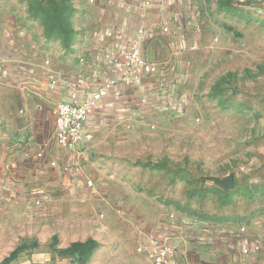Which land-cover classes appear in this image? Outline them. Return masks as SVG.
<instances>
[{"label": "rangeland", "instance_id": "rangeland-1", "mask_svg": "<svg viewBox=\"0 0 264 264\" xmlns=\"http://www.w3.org/2000/svg\"><path fill=\"white\" fill-rule=\"evenodd\" d=\"M39 1L0 0V10H13L42 44L53 39L45 36L47 20L30 13ZM215 1L218 18L202 19L214 35L202 46L195 80L169 89L166 104L151 116L108 126L88 144L90 178L112 204L107 221L95 205L98 218L116 225L105 235V249L96 240L83 256L74 252L75 243L55 248L56 234L31 246L39 218L29 212L33 205L17 202L0 208V264H24L22 256L33 254L51 258L35 264H55L56 255L69 264H148L134 226L165 218L227 235L234 259L224 264H264V0H231L238 3L233 11L205 0L207 12ZM4 80L0 76V103L9 95ZM229 174L234 187L228 190L210 178Z\"/></svg>", "mask_w": 264, "mask_h": 264}, {"label": "crops", "instance_id": "crops-1", "mask_svg": "<svg viewBox=\"0 0 264 264\" xmlns=\"http://www.w3.org/2000/svg\"><path fill=\"white\" fill-rule=\"evenodd\" d=\"M71 3L70 21L75 33L69 48L57 39L36 43L19 15L11 9L0 10V76L9 92L0 103V208L17 202L28 208L34 206L29 212L39 219L34 226L38 240L32 242L33 247L42 246L56 234L50 243L55 248L93 239L103 250L106 233L116 230V225L107 226L104 219L98 218L99 208L100 216L107 221L112 204L107 194L96 191L90 178L93 163L88 158V144L108 126L151 116L153 109L166 104L169 89L195 80L202 46L214 35L208 34L210 22L205 25L202 19L218 18L217 1L209 12L205 0ZM137 38L155 71L143 73L138 83L118 81L115 63ZM57 69H63L64 76L51 85L50 76ZM112 79L116 83L98 101L84 124L83 141L71 149L60 148L54 134L56 105L62 100L83 101L99 84ZM39 151L42 157L37 156ZM87 180L93 182L91 187ZM163 220L154 224L143 219L134 226L139 237L137 250L143 247L138 252L148 264L151 262L144 248L153 235L177 244V252L168 264H224L234 259L228 255L227 248L232 246L226 245L227 235L200 223ZM63 221L61 228L59 222ZM56 256L52 258L55 264H66V259ZM22 258L24 264L51 260L48 255L36 254Z\"/></svg>", "mask_w": 264, "mask_h": 264}, {"label": "built area", "instance_id": "built-area-1", "mask_svg": "<svg viewBox=\"0 0 264 264\" xmlns=\"http://www.w3.org/2000/svg\"><path fill=\"white\" fill-rule=\"evenodd\" d=\"M47 63H49L47 61ZM118 71V81L126 83H138L143 73H152L155 71V65L149 61L145 55L140 39L131 41L121 57L115 63ZM0 72L2 69L0 67ZM63 69H57L50 76V84L55 85L58 77L64 76ZM116 83L115 80H109L99 84L83 101H60L54 109V134L56 144L60 148L71 149L83 141V128L86 120L95 109L98 101L106 96L110 86ZM42 151L37 153L42 157ZM87 185L92 186L91 180H87ZM178 246L173 241L160 238L153 235L150 237L144 250L151 264H168L177 252ZM139 247L138 251H142Z\"/></svg>", "mask_w": 264, "mask_h": 264}, {"label": "trees", "instance_id": "trees-1", "mask_svg": "<svg viewBox=\"0 0 264 264\" xmlns=\"http://www.w3.org/2000/svg\"><path fill=\"white\" fill-rule=\"evenodd\" d=\"M64 3L61 0H40L31 8V15L42 16L47 20L45 36L47 38L57 39L64 48H69L74 36V29L71 26L70 15L73 11L71 0ZM249 1L245 6L249 5ZM238 3L231 0H219V7L233 11ZM96 245L94 240L88 239L84 243H75L73 249L78 254L88 255L89 251ZM73 252V253H74ZM87 257V256H86Z\"/></svg>", "mask_w": 264, "mask_h": 264}, {"label": "water", "instance_id": "water-1", "mask_svg": "<svg viewBox=\"0 0 264 264\" xmlns=\"http://www.w3.org/2000/svg\"><path fill=\"white\" fill-rule=\"evenodd\" d=\"M216 185L223 188L224 190H228L234 187V175L229 174L225 177H210Z\"/></svg>", "mask_w": 264, "mask_h": 264}]
</instances>
